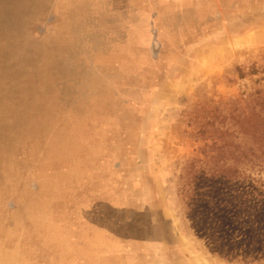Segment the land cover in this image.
Wrapping results in <instances>:
<instances>
[{"label":"rangeland","instance_id":"rangeland-1","mask_svg":"<svg viewBox=\"0 0 264 264\" xmlns=\"http://www.w3.org/2000/svg\"><path fill=\"white\" fill-rule=\"evenodd\" d=\"M137 3L0 0V264H264V167L210 149L264 107V0Z\"/></svg>","mask_w":264,"mask_h":264},{"label":"trees","instance_id":"trees-1","mask_svg":"<svg viewBox=\"0 0 264 264\" xmlns=\"http://www.w3.org/2000/svg\"><path fill=\"white\" fill-rule=\"evenodd\" d=\"M249 114V115H247ZM216 117V116H215ZM222 118V123L227 121L228 117L235 121L232 125L234 130L232 132L228 131H215L218 133L219 140H222L223 143L219 144L218 140L210 147V149L217 150L220 153L219 162H223L220 167L215 166V172H218L219 175L223 172L230 177H234L235 174H239L241 165H245L246 160L249 163L252 162V167L259 168V171H262L264 167V107H250L248 111L242 110L237 112L233 110L230 113H225L224 115L220 114L217 116V119ZM213 126V124H212ZM207 131H203V134H206ZM212 137H215L213 135ZM240 153L242 156H236L235 163L236 167L228 166L229 154L234 156ZM250 154L251 157L246 155ZM238 164V165H237ZM253 188L250 192L242 191L240 199L244 200V203L248 200L252 201L250 211L257 220L264 218V179L259 178L253 181ZM260 223V222H256ZM264 225V221L262 222ZM263 225L257 224L255 227V232L262 228ZM261 238L255 239L254 247L259 245ZM264 247V243H263ZM261 258H264V252H262Z\"/></svg>","mask_w":264,"mask_h":264},{"label":"crops","instance_id":"crops-1","mask_svg":"<svg viewBox=\"0 0 264 264\" xmlns=\"http://www.w3.org/2000/svg\"><path fill=\"white\" fill-rule=\"evenodd\" d=\"M137 1L139 3V4L137 3L138 4L137 7L140 6L137 8V11H138L137 15L142 17V20H141L142 22H146L148 20V17L150 15L154 14V13H151V10H149V9L153 10L154 7L157 5V1H159V0H157V1L156 0H148L149 3L147 5H142V4H144L143 0H137ZM139 10H140V12H139ZM148 26H149V24H148ZM148 26H146V27L148 28Z\"/></svg>","mask_w":264,"mask_h":264}]
</instances>
